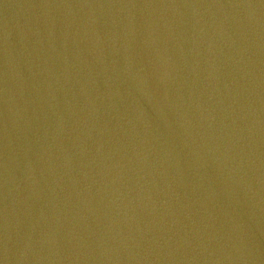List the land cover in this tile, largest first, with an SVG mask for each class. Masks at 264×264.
Segmentation results:
<instances>
[{"label": "water", "instance_id": "water-1", "mask_svg": "<svg viewBox=\"0 0 264 264\" xmlns=\"http://www.w3.org/2000/svg\"><path fill=\"white\" fill-rule=\"evenodd\" d=\"M0 264H264V0H0Z\"/></svg>", "mask_w": 264, "mask_h": 264}]
</instances>
